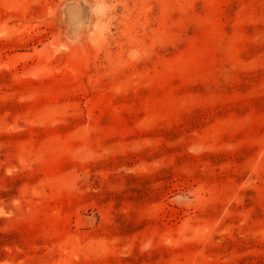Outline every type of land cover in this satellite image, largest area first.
Returning <instances> with one entry per match:
<instances>
[{"label": "rangeland", "instance_id": "rangeland-1", "mask_svg": "<svg viewBox=\"0 0 264 264\" xmlns=\"http://www.w3.org/2000/svg\"><path fill=\"white\" fill-rule=\"evenodd\" d=\"M0 264H264V0H0Z\"/></svg>", "mask_w": 264, "mask_h": 264}]
</instances>
